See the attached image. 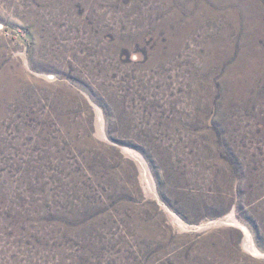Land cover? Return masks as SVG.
Returning a JSON list of instances; mask_svg holds the SVG:
<instances>
[{
	"label": "rangeland",
	"instance_id": "374dc122",
	"mask_svg": "<svg viewBox=\"0 0 264 264\" xmlns=\"http://www.w3.org/2000/svg\"><path fill=\"white\" fill-rule=\"evenodd\" d=\"M263 31L264 0H0V264H264L216 223L264 252Z\"/></svg>",
	"mask_w": 264,
	"mask_h": 264
},
{
	"label": "bare ground",
	"instance_id": "6f19581e",
	"mask_svg": "<svg viewBox=\"0 0 264 264\" xmlns=\"http://www.w3.org/2000/svg\"><path fill=\"white\" fill-rule=\"evenodd\" d=\"M219 1V0H218ZM242 1V0H241ZM229 2V1H228ZM259 2V1H258ZM220 3V2H219ZM224 3V2H223ZM236 3H237V0H236ZM235 4V3H234ZM239 4V3H238ZM255 4V3H254ZM262 4V3H261ZM220 5V4H219ZM223 5V4H222ZM226 5H227V3H226ZM204 6V5H203ZM225 6V5H224ZM223 6V7H224ZM263 7V6H262ZM240 8H242V9H250V7L248 6V1L246 2V3H243V5L240 7ZM209 9V8H208ZM237 10V9H236ZM244 10V11H245ZM238 11V10H237ZM237 11H235V12H237ZM249 11V10H248ZM235 12H232V14H235ZM261 12V11H260ZM243 14H244V16L246 17V19H247V21H248V25H249V30L247 31V33L246 34H248V36L249 37H251V38H255V36L258 34V36H259V33L261 32V26H259V22L257 21V20H255V19H252V14H250V13H244L243 12ZM261 15V14H260ZM242 16V15H241ZM256 16V15H255ZM234 17V16H233ZM244 17V18H245ZM263 17V16H262ZM261 17V18H262ZM239 18V17H238ZM257 18H259L258 16H257ZM199 20V19H198ZM231 20V19H230ZM244 20V19H243ZM259 20V19H258ZM236 21V20H235ZM246 22V21H245ZM247 24V23H246ZM242 25H244V24H242ZM261 25V24H260ZM246 27H248V26H246ZM244 28V27H243ZM244 30V29H243ZM247 30V29H246ZM264 32V31H263ZM263 35V34H262ZM250 39V38H249ZM247 40V39H246ZM245 40V41H246ZM258 40V39H257ZM244 41V42H245ZM249 41V40H248ZM254 41V40H253ZM259 41V40H258ZM256 44V43H255ZM249 46V45H248ZM247 50V49H246ZM245 50V51H246ZM248 51H250V52H246L245 54H244V56H243V58H242V61H241V67H244V68H254L255 69V67L256 66H258L257 64H258V62H259V56L261 57V54L263 53L262 52V50H260L258 47H256V46H254V47H252V49L250 48V50H248ZM224 53V52H223ZM263 55V54H262ZM218 56V55H217ZM240 56V55H239ZM241 59V58H240ZM261 64V63H260ZM264 64V63H263ZM237 65V64H236ZM261 66V65H260ZM234 67V66H233ZM257 68V67H256ZM263 68V67H262ZM257 69H259V68H257ZM233 70V69H232ZM239 70V69H238ZM242 70V69H241ZM262 70V69H261ZM253 71V70H252ZM255 71H256V69H255ZM238 72V71H237ZM241 72V71H240ZM247 72H250V71H247ZM245 73V72H244ZM252 73H254V72H252ZM232 74V73H231ZM236 74V73H235ZM240 74H242V73H240ZM246 74V73H245ZM233 76V75H232ZM238 76V75H237ZM253 76V75H252ZM243 77V76H242ZM248 77H249V75H248ZM254 77V76H253ZM230 78V80H231V77H229ZM3 78H0V81L2 80ZM234 81V80H233ZM238 81V80H237ZM233 83V82H232ZM235 84V83H234ZM10 85V84H9ZM14 87V86H13ZM236 87V86H235ZM8 91V90H7ZM14 91V90H13ZM13 97V96H12ZM11 98V97H10ZM3 109V108H2ZM2 112L0 111V114H1ZM101 115V114H100ZM101 117V116H100ZM103 121L101 120V118H100V133L105 137V135H104V131H102L103 130ZM131 154V153H130ZM134 155V158L136 159V161H138V163H139V165H140V167H141V169H142V171H143V178H144V180L145 181H147L148 182V180L151 178V174H150V171H149V169H148V165H147V163L145 162V160H144V158L143 157H141L140 155H137V154H133ZM150 181H151V179H150ZM152 182V181H151ZM154 187L152 186V188H151V186L149 187V189L150 190H154L153 189ZM170 216L174 219V221H175V223H177V224H179V223H181V221L177 218V216L176 215H174V214H170ZM221 222H225L226 223V225H232V226H236V227H240V229L242 230V232H243V234L245 235V244H244V247L250 252V254H252L254 257H256V258H264V252H262L259 248H258V246L255 244V242H254V240H253V238H252V235H251V232H249V230L244 226V225H242L237 219H236V217L234 218V215H230V216H228V218H226V219H223L222 221H218V222H216V223H220L221 224ZM183 224V223H182ZM183 226H184V224H183ZM180 227V226H179ZM251 255V256H252Z\"/></svg>",
	"mask_w": 264,
	"mask_h": 264
},
{
	"label": "water",
	"instance_id": "95a60500",
	"mask_svg": "<svg viewBox=\"0 0 264 264\" xmlns=\"http://www.w3.org/2000/svg\"><path fill=\"white\" fill-rule=\"evenodd\" d=\"M201 230V229H200Z\"/></svg>",
	"mask_w": 264,
	"mask_h": 264
}]
</instances>
